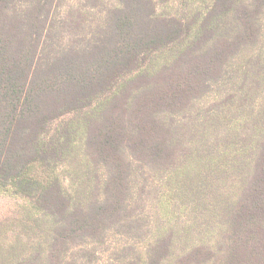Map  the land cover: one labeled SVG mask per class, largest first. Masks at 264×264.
<instances>
[{
    "label": "trees",
    "instance_id": "1",
    "mask_svg": "<svg viewBox=\"0 0 264 264\" xmlns=\"http://www.w3.org/2000/svg\"><path fill=\"white\" fill-rule=\"evenodd\" d=\"M0 193V264H264V0H0Z\"/></svg>",
    "mask_w": 264,
    "mask_h": 264
},
{
    "label": "rangeland",
    "instance_id": "2",
    "mask_svg": "<svg viewBox=\"0 0 264 264\" xmlns=\"http://www.w3.org/2000/svg\"><path fill=\"white\" fill-rule=\"evenodd\" d=\"M214 95H210L208 98L204 99V104H210ZM150 195H154V192H150ZM147 194V196H150ZM23 201L17 197H12L10 195L0 193V222L13 219H18L23 215ZM139 237H135L130 234H119L116 231L111 232L107 235V242L102 246H97L100 250L96 257L88 259L87 264H116L119 257L122 255L121 247L123 244L138 241ZM93 244V242L91 243ZM141 247L138 245V250ZM137 250V251H138Z\"/></svg>",
    "mask_w": 264,
    "mask_h": 264
}]
</instances>
